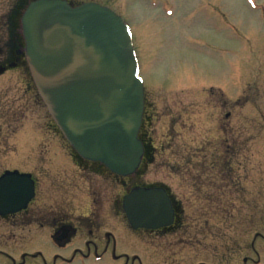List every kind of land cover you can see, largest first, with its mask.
I'll return each instance as SVG.
<instances>
[{
    "label": "flooded vegetation",
    "instance_id": "af4514ba",
    "mask_svg": "<svg viewBox=\"0 0 264 264\" xmlns=\"http://www.w3.org/2000/svg\"><path fill=\"white\" fill-rule=\"evenodd\" d=\"M36 1L39 0H0V77L17 71L29 76L21 18ZM60 1L70 7L98 4L91 0ZM162 43L157 44L156 55L149 60L144 58V46L141 55L134 47L143 88V114L138 132L143 157L139 168L130 176L119 177L99 163L82 160L49 119L45 134L61 145L35 146L27 161L20 163L25 171L10 170L30 177L33 197L21 211L0 216V230L43 231L51 247L60 252L72 249L69 257L53 255L50 259L36 252L20 253L18 261L0 251L3 264H145L143 258L129 257L122 251L129 234L137 236L143 246L163 243L170 250L189 249L199 243L207 244L209 231L221 229L220 221L224 222L225 215L233 213L235 240L220 241L216 263L261 264L263 254L259 248L264 245V212L258 222L255 168L251 159L257 119L245 113L206 114L202 135L194 138L192 102L181 99L188 90L191 92L192 86L183 78L185 73L164 87L160 81L153 85L145 78V67L158 64L156 60L161 63L157 49ZM217 90L219 102L224 93L222 87ZM214 98L207 94L206 108ZM220 106L224 108L225 102ZM156 118L169 120L170 160L160 163L154 161L157 149L151 137ZM6 149L7 146L0 145V159L9 154ZM133 189L165 194L172 212L171 223L157 229L132 230L122 200ZM82 237L87 238L81 242ZM76 243L78 246L73 247Z\"/></svg>",
    "mask_w": 264,
    "mask_h": 264
},
{
    "label": "rangeland",
    "instance_id": "374dc122",
    "mask_svg": "<svg viewBox=\"0 0 264 264\" xmlns=\"http://www.w3.org/2000/svg\"><path fill=\"white\" fill-rule=\"evenodd\" d=\"M91 1L107 5L126 22L134 47L141 55V47L144 46V58L147 60L153 59L157 44L163 42L157 49L161 63L156 60L158 64H152L150 68L145 67V78L147 83L153 85L160 81L164 87L167 83L171 85L176 82L185 73L186 77L183 78L192 86L191 92L188 90V94L181 99H187L189 104L192 102L191 122L194 138L201 137L206 114L245 113L256 117V144L251 152V159L255 168L258 216L259 219L262 218L264 0ZM188 42L190 44L186 47ZM139 58L142 59L143 56ZM209 87L213 89L209 90ZM217 87H222L224 93L222 101L219 102ZM148 91H151V88ZM207 94L215 97L212 103H208V108L205 100ZM223 102L224 108L220 106ZM189 122L187 121V124H190ZM48 123L46 109L39 100L29 76L17 71L0 77V145L7 146L6 151L9 153L6 158L0 159V174L14 168L25 171L21 164L27 161L26 157L35 146L61 145L58 140L55 141L45 134ZM168 126L169 120L166 118L154 120L151 127L153 145L159 153L155 156L156 163L170 160ZM228 204L230 203H226ZM228 215H225L224 222L220 221L219 227L223 230L217 228L215 232L209 231L207 244L199 243L189 249L170 250L163 246V243L143 246L137 236L129 234L126 247L122 251L129 257L135 255L143 258L145 264H217L220 241L228 243L235 240L236 233L232 227L236 216L235 213ZM86 238L82 237L81 242ZM51 246L46 232L43 231L32 230L28 233L27 229L0 230V251L10 254L16 261L20 253L33 252L48 259L53 255L69 257L72 249L60 252ZM77 246L78 243L73 247ZM259 250L263 254L260 263L264 264V245H261ZM1 259L3 258H0V263L3 264L5 261Z\"/></svg>",
    "mask_w": 264,
    "mask_h": 264
},
{
    "label": "water",
    "instance_id": "95a60500",
    "mask_svg": "<svg viewBox=\"0 0 264 264\" xmlns=\"http://www.w3.org/2000/svg\"><path fill=\"white\" fill-rule=\"evenodd\" d=\"M25 61L35 90L62 137L82 159L112 174L132 175L143 148L137 139L143 90L124 21L94 3L70 7L60 0L30 4L21 18ZM30 177L0 176V216L26 207ZM132 230L171 223L165 194L133 189L122 200Z\"/></svg>",
    "mask_w": 264,
    "mask_h": 264
},
{
    "label": "trees",
    "instance_id": "16d2710c",
    "mask_svg": "<svg viewBox=\"0 0 264 264\" xmlns=\"http://www.w3.org/2000/svg\"><path fill=\"white\" fill-rule=\"evenodd\" d=\"M258 215H259V210H258ZM258 219H259V216H258Z\"/></svg>",
    "mask_w": 264,
    "mask_h": 264
}]
</instances>
